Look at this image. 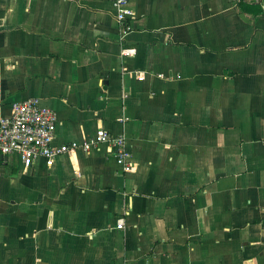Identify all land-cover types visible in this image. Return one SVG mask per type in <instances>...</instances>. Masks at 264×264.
<instances>
[{"label":"crops","instance_id":"crops-1","mask_svg":"<svg viewBox=\"0 0 264 264\" xmlns=\"http://www.w3.org/2000/svg\"><path fill=\"white\" fill-rule=\"evenodd\" d=\"M125 6L0 0V116L38 97L55 144L133 165L0 157V264H264V0Z\"/></svg>","mask_w":264,"mask_h":264},{"label":"built area","instance_id":"built-area-1","mask_svg":"<svg viewBox=\"0 0 264 264\" xmlns=\"http://www.w3.org/2000/svg\"><path fill=\"white\" fill-rule=\"evenodd\" d=\"M127 0H114L115 15L118 22L131 18V10L126 7ZM126 29L121 30L120 41ZM121 54L130 56L133 50L122 43ZM58 117L56 112L41 104L38 97L13 102L7 115L0 116V157L15 155L24 169L35 160L43 159L51 164L55 157L80 148L90 151L100 144L107 143L112 148L115 163L123 172L133 169L130 153L123 134H111L104 128H98L82 141H70L55 144V130ZM122 222L117 223L120 228Z\"/></svg>","mask_w":264,"mask_h":264},{"label":"trees","instance_id":"trees-1","mask_svg":"<svg viewBox=\"0 0 264 264\" xmlns=\"http://www.w3.org/2000/svg\"><path fill=\"white\" fill-rule=\"evenodd\" d=\"M241 6H242V8H245V9H247V10H250V7H251L250 5L247 6L246 4H245V5L243 4V5H241ZM256 11H258V9L255 10V12H256Z\"/></svg>","mask_w":264,"mask_h":264}]
</instances>
